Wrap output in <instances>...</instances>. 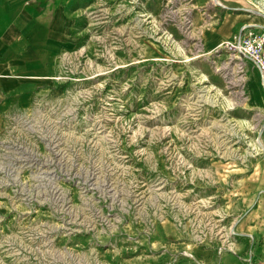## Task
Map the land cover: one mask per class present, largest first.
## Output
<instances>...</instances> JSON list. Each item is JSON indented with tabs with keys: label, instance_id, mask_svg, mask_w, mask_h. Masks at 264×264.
Masks as SVG:
<instances>
[{
	"label": "rangeland",
	"instance_id": "obj_1",
	"mask_svg": "<svg viewBox=\"0 0 264 264\" xmlns=\"http://www.w3.org/2000/svg\"><path fill=\"white\" fill-rule=\"evenodd\" d=\"M34 1L51 41L26 103L0 111V264H264L236 234L264 89L204 46L217 0Z\"/></svg>",
	"mask_w": 264,
	"mask_h": 264
},
{
	"label": "crops",
	"instance_id": "obj_2",
	"mask_svg": "<svg viewBox=\"0 0 264 264\" xmlns=\"http://www.w3.org/2000/svg\"><path fill=\"white\" fill-rule=\"evenodd\" d=\"M217 2L221 9L217 8L209 14L212 22L206 24L202 30L204 46L208 50L219 47L244 24L264 28V14L251 6L240 5L238 0ZM41 8L34 0H0V111L13 108L17 102L26 103L25 96L31 85L46 75L47 45L51 39L47 36L46 24L40 17ZM59 19L60 13H54L52 29H60ZM51 38L54 42L57 41L53 35ZM246 64L253 67L249 61ZM252 67L249 77L255 79L257 72ZM262 96L264 98L263 91ZM247 105L249 109H263L257 96L253 99L248 97ZM253 185L257 187H247L242 201L255 204L247 212L243 225L236 231L239 238L237 243L246 249L251 244L259 245L264 242L263 171L260 173L259 182Z\"/></svg>",
	"mask_w": 264,
	"mask_h": 264
},
{
	"label": "built area",
	"instance_id": "obj_3",
	"mask_svg": "<svg viewBox=\"0 0 264 264\" xmlns=\"http://www.w3.org/2000/svg\"><path fill=\"white\" fill-rule=\"evenodd\" d=\"M219 49L252 63L259 73L264 89V28L254 24H244L239 31L224 41ZM243 72V62L238 63Z\"/></svg>",
	"mask_w": 264,
	"mask_h": 264
}]
</instances>
